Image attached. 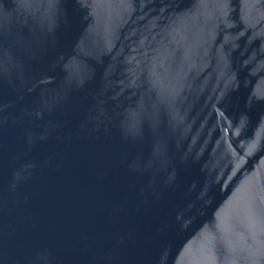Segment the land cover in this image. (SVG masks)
I'll return each instance as SVG.
<instances>
[{"label":"water","instance_id":"95a60500","mask_svg":"<svg viewBox=\"0 0 264 264\" xmlns=\"http://www.w3.org/2000/svg\"><path fill=\"white\" fill-rule=\"evenodd\" d=\"M0 264H264V0H0Z\"/></svg>","mask_w":264,"mask_h":264}]
</instances>
